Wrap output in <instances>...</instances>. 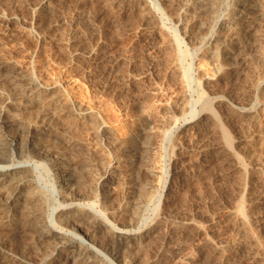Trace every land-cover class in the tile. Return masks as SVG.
Here are the masks:
<instances>
[{"label": "rangeland", "instance_id": "obj_1", "mask_svg": "<svg viewBox=\"0 0 264 264\" xmlns=\"http://www.w3.org/2000/svg\"><path fill=\"white\" fill-rule=\"evenodd\" d=\"M52 1L55 5L51 10H46L41 4L42 0H0V17L2 16L0 18V60L3 64L15 61V65L18 66L30 62L34 76L40 83L42 80L43 84L48 79L49 82L53 78L60 79L63 86L68 85V89L71 87L75 102L91 104L103 114H101L103 121L110 125L111 131L106 136H111L102 138L84 121H82L83 126L81 121L73 124L66 114L55 112L57 109L54 106L50 107L54 111L51 110L46 104L41 103V99H38L41 100L40 103L37 102L38 100L33 101L34 106H32L15 89L10 87L9 90L10 84L4 80L3 82L0 75V90L4 93L0 98V105L5 106V115L9 119L13 118L16 123L19 120L35 122L30 123L37 127L35 143L39 144L42 153L40 158H37L36 164H32L34 169L30 173L45 196L48 195L46 196L47 212L50 214L53 208L61 203V198L56 195V191L67 182L62 171L67 169L64 172H69L70 169L74 171V168L75 170L83 168L84 173L80 172L83 173V182H86L87 188L84 195L80 197L81 205L88 206L90 202L94 203L95 207L101 209L113 224L122 223V226H119L124 227L125 223V230L131 233L150 229L154 231L139 244H132L128 252L126 251L125 255L122 254L123 257L121 255L122 258L117 259L118 264H136L137 262L138 264L143 262V264H155V262L156 264H264V89L260 92L257 90V84L260 81L264 82V0H247L249 3L246 2L245 8L242 6L239 8L236 0H201L192 7L185 5L189 0ZM208 2H211V7ZM42 12L45 14H40ZM237 14L238 17H236ZM153 18L155 19L152 21ZM156 19L158 24H155ZM233 24L235 27L232 26ZM236 24L239 29L241 27L240 30L237 29ZM234 31L242 34L236 35L237 32ZM217 34H221L223 42L222 37ZM211 41H213V47ZM212 50L213 52L219 50V56H214ZM221 52L230 54L231 57ZM221 57L226 58L221 59ZM242 57L244 59H241ZM13 64L14 62L10 65ZM201 69L207 73L209 71V74L216 72L212 74L213 83L202 82ZM24 70L25 68L22 70L25 73ZM180 74L186 75V84L179 81ZM202 92L205 93L203 99ZM213 101L218 124L216 121L209 120L201 128L181 129L186 119L200 114L204 107L206 111L207 105L209 106ZM235 108L240 111L237 109L235 112ZM29 109L34 112L30 110L32 114L29 112L27 115ZM245 109L256 111L258 109L261 120L258 118L259 122H257L249 115L245 116L241 113V110ZM25 114L29 116L30 121ZM251 120L255 123H251ZM39 122L41 124H37ZM65 122L70 125L67 126ZM259 123L262 124V128L258 127ZM256 125L260 129V134L263 135H257ZM46 126L47 129H45ZM36 137L39 139L37 140ZM146 143L157 146L155 151H158L153 156L157 161L154 158L153 164L156 163L158 173L152 175V178L151 175H147L144 181H147V184L143 188L139 183L141 175L136 153H139L138 148L141 149ZM226 146L232 147L230 150L243 160L239 163L235 160L236 164L232 159L231 151ZM129 149L132 151L129 152ZM76 152L80 154L79 157ZM58 153L60 155H57ZM42 155L43 159H41ZM70 155L71 158H68ZM131 156H134L133 159ZM65 158L69 162H66ZM17 160L22 161L19 158ZM126 164L128 167L124 166ZM63 165L65 167L70 165V167L62 170ZM112 165H115L114 171L110 168L113 167ZM134 166H138L137 169ZM134 174L138 177H134ZM157 175L159 177L156 179ZM71 180L68 181L75 182L77 185L76 181ZM135 181H138L137 187ZM138 185L142 186L140 189L143 192L138 191ZM134 200H137V204ZM240 208L243 217L239 219L236 211ZM0 213V218L5 215L4 220H6L8 215L6 213L9 212ZM18 213L21 215V210L13 214L11 212L8 215L9 219L7 217L9 220L7 222H11L8 227L15 226L16 229H13L17 230L15 234L11 233L10 229L0 228V242L2 241L3 244L2 247L0 246V264L2 261L3 264L8 263L9 254L24 259L27 257L26 260L30 262L72 264L71 260L67 261L65 258L53 262V257L48 252L42 258L45 255L42 253L49 248L48 245L38 244L37 247L31 245L34 242L32 237L29 238V235L25 237L20 225L14 223L21 217ZM12 219L13 221H10ZM2 235L8 237L4 238ZM18 235L19 238L15 239ZM12 238L13 240H10ZM23 244L25 245L22 246ZM43 246L46 247L43 248ZM137 246L142 251H139ZM135 251L138 253L137 256ZM28 252L40 255L31 257ZM152 254L155 258L150 257ZM144 258L145 260L148 258V261L145 262Z\"/></svg>", "mask_w": 264, "mask_h": 264}, {"label": "bare ground", "instance_id": "obj_2", "mask_svg": "<svg viewBox=\"0 0 264 264\" xmlns=\"http://www.w3.org/2000/svg\"><path fill=\"white\" fill-rule=\"evenodd\" d=\"M121 1V0H120ZM204 1V0H203ZM209 1V0H208ZM214 1V0H213ZM237 1V5H238V7L240 8L241 6H242V8H245L246 7V2H247V0H236ZM249 1V0H248ZM56 2H57V0H56ZM119 2V1H118ZM122 2V1H121ZM121 2H120V4H121ZM140 2V1H139ZM198 2H201V0H189L185 5H187V7H192V5L194 6L195 5V3H198ZM207 2V1H206ZM59 3V2H58ZM110 3V2H109ZM113 3V2H112ZM128 3V2H127ZM136 3V2H135ZM208 3H210V7H211V2H208ZM208 3H207V8H208ZM212 3H214V2H212ZM247 3H249V2H247ZM42 5H43V7L46 9V10H51V8L55 5V2L53 3V1L52 0H42V3H41ZM57 4V3H56ZM124 4V3H123ZM201 4V3H200ZM206 4V3H205ZM204 4V5H205ZM41 5V6H42ZM59 5V4H58ZM117 5H119V4H117ZM130 5V4H129ZM144 5V4H143ZM146 5H149V4H146ZM202 5V4H201ZM249 5V4H248ZM37 6V5H36ZM41 6H39V7H41ZM111 6H112V4H111ZM127 6V5H126ZM145 6V5H144ZM206 6V5H205ZM122 7V6H121ZM149 7V6H148ZM201 7V6H200ZM237 7V8H238ZM43 8V9H44ZM124 8V7H123ZM147 8V7H146ZM203 8H204V6H203ZM238 8V9H239ZM249 8V7H248ZM55 9V8H54ZM53 9V10H54ZM141 9V8H140ZM152 9V8H151ZM187 8H185V10H186ZM234 9H235V7H234ZM52 10V11H53ZM190 10V9H189ZM193 10V9H192ZM191 10V11H192ZM246 10V9H245ZM248 10V9H247ZM36 11H37V9H36ZM55 11V10H54ZM129 11V10H128ZM147 11H151V10H148L147 9ZM147 11H146V13H147ZM187 11V10H186ZM232 11H233V9H232ZM235 11H236V9H235ZM41 12V11H40ZM78 12V11H77ZM130 12H131V10H130ZM142 12V11H141ZM234 12V11H233ZM44 12H42V13H40V14H43ZM47 13V12H46ZM52 13V12H51ZM150 13V12H149ZM187 13V12H186ZM190 13V12H189ZM237 13V12H236ZM39 14V15H40ZM45 14V13H44ZM48 14V13H47ZM233 14V13H232ZM232 14H230V15H232ZM38 15V16H39ZM77 15H78V13H77ZM82 15V14H81ZM159 15V14H158ZM241 15V14H240ZM152 16H154V14L152 15ZM156 16V15H155ZM235 16V15H234ZM243 16V15H242ZM2 17V16H1ZM0 17V18H1ZM147 17H149V16H147ZM157 18H159L158 16H156ZM236 17H238V14H237V16ZM160 18H161V16H160ZM155 18H153L152 19V21L154 20ZM231 19V18H230ZM229 20V19H228ZM235 20V19H234ZM237 20V19H236ZM239 20V19H238ZM155 21H157V23H155V24H158L159 22H158V20L156 19ZM160 21V20H159ZM230 22H231V20H229ZM233 21V20H232ZM161 22V21H160ZM236 22V21H235ZM241 22V21H240ZM222 23V22H221ZM225 23V22H224ZM236 23H238V22H236ZM147 24V23H146ZM146 24H144V25H146ZM149 24V23H148ZM187 24V23H186ZM235 24V23H234ZM232 25V26H234L235 27V25ZM244 24V23H243ZM189 25V24H188ZM205 25V24H204ZM203 25V26H204ZM159 26V25H158ZM186 26V25H185ZM190 26V25H189ZM226 26V25H225ZM231 26V27H232ZM244 26V25H243ZM155 27V26H154ZM224 27V26H223ZM223 27H221L222 29H223ZM236 27H237V24H236ZM158 28V27H157ZM163 28V27H162ZM218 28V27H217ZM220 28V27H219ZM227 30H228V28H226ZM225 28H224V30H226ZM237 29H239V27H237ZM237 29H235V30H237ZM240 29H241V27H240ZM239 29V30H240ZM242 29H243V27H242ZM185 30V29H184ZM215 30H217V29H215ZM221 30V29H220ZM223 30V31H224ZM244 30V29H243ZM189 31H191L190 30V28H189ZM188 31V32H189ZM223 31H221V32H223ZM230 32L232 31L231 29L229 30ZM156 32V31H155ZM219 32V31H218ZM225 32H228V31H225ZM224 32V33H225ZM234 32H237V31H234ZM157 33V32H156ZM156 33L154 34V35H156ZM160 33H161V31H160ZM191 33H192V31H191ZM238 33H239V35H241L240 34V32L238 31L237 33H236V35H238ZM244 33V32H243ZM246 33V32H245ZM162 34V33H161ZM161 34H159V35H161ZM190 34V33H189ZM194 34V33H193ZM192 34V35H193ZM226 34V33H225ZM229 34V33H228ZM227 34V35H228ZM232 34V33H231ZM247 34V33H246ZM191 35V34H190ZM215 35H216V33H215ZM220 36H221V34H219ZM218 34H217V36H219ZM230 35V34H229ZM235 35V34H234ZM233 35V36H234ZM244 35V34H243ZM242 35V36H243ZM198 36V35H197ZM216 36V37H217ZM231 37H232V35H230ZM203 37V36H202ZM216 37H213V38H216ZM222 37V36H221ZM220 37V38H221ZM227 37V36H226ZM236 37V36H235ZM234 37V38H235ZM238 37V36H237ZM245 36H243V38H244ZM229 39H230V37H228ZM246 38V37H245ZM163 39V38H162ZM219 39V38H218ZM226 39V38H225ZM237 39V38H236ZM239 39H240V36H239ZM166 40V39H165ZM190 40V39H189ZM242 40V39H241ZM241 40H240V42H241ZM170 41V40H169ZM224 41V39H223V37H222V42ZM229 41H231V40H229ZM233 41V40H232ZM238 41V40H237ZM244 41H245V39H244ZM164 42V41H163ZM180 42V41H179ZM212 42L213 41H211V45H212V47H213V44H212ZM219 42H220V40H219ZM222 42H220V43H222ZM225 42H226V40H225ZM240 42H239V44H240ZM215 43H217V41H215ZM218 44V43H217ZM226 44V43H225ZM224 44V45H225ZM171 45V44H170ZM210 45V44H209ZM210 45V46H211ZM219 45V44H218ZM218 45H216V46H218ZM238 45V44H237ZM241 46H242V42H241V44H240ZM231 46H233V45H231ZM211 47V49H213ZM235 47V46H234ZM214 48H215V46H214ZM228 48V47H227ZM226 48V49H227ZM172 49H174V48H172ZM209 49V48H208ZM207 49V50H208ZM216 49V48H215ZM214 49V50H215ZM223 49H225V47L223 48ZM169 50H171V49H169ZM206 50V49H205ZM204 50V51H205ZM90 51V50H89ZM175 51V50H174ZM219 51V50H218ZM218 51H214L213 52V50H212V54L214 55V56H219V52ZM225 51V50H224ZM82 52V51H81ZM209 52V51H208ZM231 52V51H230ZM172 53V52H171ZM174 53V52H173ZM226 53V52H225ZM227 53H229L228 51H227ZM221 54H224L223 52H221ZM206 55V54H205ZM208 55H210L209 53H208ZM224 55H226V54H224ZM224 55H222V56H224ZM228 55H230V54H228ZM228 55H226V56H228ZM90 56V55H89ZM212 56V55H211ZM214 56H213V58H214ZM29 57H31V55L29 56ZM174 57V56H173ZM229 57V56H228ZM230 57H231V55H230ZM3 58V57H2ZM1 58V59H2ZM223 58H226V57H223ZM222 57H221V59H223ZM247 58V57H246ZM241 59H244V57H242ZM248 59V58H247ZM251 59V58H250ZM3 60V59H2ZM9 60V59H8ZM28 60H29V58H28ZM215 60V59H214ZM227 60V59H226ZM225 60V61H226ZM30 61V60H29ZM37 61V60H36ZM36 61H34V62H36ZM243 61V60H242ZM245 61H247L246 59H245ZM0 62H1V60H0ZM14 62V64L13 65H10L11 63H13ZM21 62V61H20ZM218 62V61H217ZM216 62V63H217ZM8 63H10V62H8ZM10 64H7V62H5L4 64H3V62H1L0 63V73H2V74H0V75H2L1 77H2V81L4 80L5 82H8L9 84H10V86H9V90L11 89V88H13V90L15 89V91H17V92H19L20 94H22L23 95V97H25L26 99H27V101L29 102V104H31L32 105V103H33V101H35V100H38V99H41L40 101H41V103L43 102L44 104H46L47 106H48V108H50V107H52L53 108V106L57 109V111H55V112H61V113H64V114H66L70 119L69 120H72L73 121V124H75L74 122H78V121H81V123H82V121H84V122H86L91 128H92V130H93V132L95 131V132H97V133H99V135H101L102 136V138L105 136V137H107L106 135H108L107 133L110 131V125L108 124H106V122H104L103 121V116H101V114L102 113H99V111L97 110V108H95V107H93L91 104H83V102H81L80 104L79 103H77V102H75L74 100L75 99H73V97H72V92L73 91H71V87L68 89V85H66V86H63L61 83H60V81L59 80H57V79H55V78H53L52 79V81L51 82H49V79H48V81H46V83H42V80H41V83L36 79V77L34 76V74H33V72H32V69H31V67H30V62H24L25 64L23 65L24 66V68H25V70L24 71H26L25 73L22 71L24 68H23V66L21 65V66H18V65H15V61H12ZM22 63V62H21ZM39 63V62H38ZM34 64V63H33ZM178 64H179V62H178ZM218 64V63H217ZM244 64V63H243ZM10 65V66H9ZM34 65H37V64H34ZM40 65V64H39ZM219 65V64H218ZM233 65V64H232ZM179 66V65H178ZM245 66V65H244ZM38 67H40V66H38ZM173 67H174V65H173ZM177 68V67H176ZM199 68V67H198ZM197 68V69H198ZM202 68V67H201ZM39 69V68H38ZM21 70V71H20ZM37 70V69H36ZM202 70V72H200L201 74V80H202V82L203 83H209L210 84V82H212L213 80H214V76L212 75V74H215V73H211V74H209V71H208V73L207 72H205V70H203V69H201ZM224 71H225V69H223ZM230 70V69H229ZM199 71H200V69H199ZM221 73H223V71H221ZM226 73V72H225ZM236 73V72H235ZM184 74H185V72H184ZM181 75L180 76V80L179 81H182V83H184V84H186V82L185 81H187V80H185L186 78V75ZM38 75V74H37ZM231 75V74H230ZM220 76V75H219ZM0 77V78H1ZM37 77H39V76H37ZM219 78V77H218ZM217 78V79H218ZM216 79V78H215ZM3 81V82H4ZM72 81V80H71ZM47 82H49V83H47ZM7 83V84H8ZM213 83V82H212ZM4 84V83H3ZM6 84V85H7ZM63 84H65L64 82H63ZM206 85V84H205ZM7 87H8V85H7ZM11 87V88H10ZM264 87V82L263 81H260L258 84H257V90L260 92V91H263V88ZM187 90V89H186ZM12 93H14L13 91H11ZM2 91L0 90V98L2 97ZM4 94V93H3ZM17 95H19V94H17ZM21 95V96H22ZM45 95H46V97H45ZM207 95V94H206ZM44 96V98H42ZM41 97V98H40ZM201 97H202V99L203 98H205V93L204 92H202L201 93ZM186 98V97H185ZM184 98V99H185ZM4 99V98H3ZM1 100V99H0ZM25 100V99H24ZM40 101L38 100L37 102L38 103H40ZM185 101H187V100H185ZM9 102H11V101H9ZM24 102V101H23ZM36 102V103H37ZM220 102V101H219ZM13 103V102H12ZM42 103V104H43ZM186 103V102H185ZM213 103H214V101L211 103V104H209V106L207 105V107H206V111H205V107L202 109V112L200 113V114H197L196 116H192L191 118L189 117L188 119H186V121L184 122V123H182V125H181V129H189L190 130V128H201V126L203 125V124H205L206 122H208L209 120L211 121V122H215L216 121V123L217 122H219V120H218V118H217V113L214 111V107H213ZM10 104V103H9ZM25 104V103H24ZM28 104V103H27ZM26 104V105H27ZM42 104H41V106H42ZM6 105H7V103H6ZM21 105V104H20ZM39 105V104H38ZM186 105V104H185ZM16 106V105H15ZM25 106V105H24ZM32 106H34V104L32 105ZM32 106H30V107H32ZM216 106V105H215ZM261 106V105H260ZM9 107V106H8ZM19 107V106H18ZM22 107V106H21ZM43 107V106H42ZM219 107V106H218ZM234 107V106H233ZM238 107V106H237ZM262 107V106H261ZM34 108V107H33ZM33 108H31V109H33ZM43 108H45V107H43ZM52 108H50L51 110H53ZM54 108V109H55ZM169 108V107H168ZM26 109V108H25ZM31 109H29V111H27L28 113H27V115H29V112H30V110ZM38 109H40V108H38ZM219 109V108H218ZM236 109V108H235ZM238 109V108H237ZM237 109L235 110V112L237 111ZM259 109H261V108H259ZM263 109V108H262ZM41 110H42V108H41ZM44 110V109H43ZM24 111V110H23ZM31 111H33L34 112V110H31ZM45 111H46V109H45ZM54 111V110H53ZM238 111H240L239 109H238ZM260 111H262V110H260ZM5 112H6V108H5V106L4 105H0V131H1V134H0V212H9V213H11L12 212V214L14 213V212H18L19 210H21V217H20V219H17V221H15L14 223H15V225L16 224H18V226L20 227V229L22 230V232H24V234H25V237H27L26 235H29V238H31L32 237V241L34 240V242H33V244H31L32 246H38V244H46V245H48L47 247H49L48 248V250H44L45 252L44 253H42L44 256L42 257V258H44L46 255H47V252L48 253H50V255L53 257V262L54 261H56V260H61L62 258H65L67 261L68 260H71V262H72V264H118L116 261H117V259H119L120 257H121V255L123 254V255H125L124 253L128 250V249H130V246H132V244H139L143 239H145V238H147V237H149V235L151 236V234H152V232H154L153 231V229H150V230H147V231H144V232H133V233H131V232H129L128 230H125V223L123 224L124 225V227H121L122 226V223L121 224H119V225H121V226H119V225H117V224H113L110 220H109V218H108V216L101 210V209H97L96 207H95V205H94V203H91L90 201V205H88L87 203V205L88 206H86V205H81L82 203L80 202L81 201V198L80 197H82L83 195H84V191H85V189L87 188L86 187V182L84 183L83 182V168H81V169H77L76 168V170H75V168H74V166L72 165V163H71V165L73 166V168H74V171H73V169L71 170L70 169V171L69 172H64V171H66V170H63V168H66V167H70V165L69 166H66L65 167V165H63L61 168H62V172H63V175H64V177H65V180L67 181H65L64 183V185H61L59 188H57V191H56V195H58L60 198H61V203H59L60 205L59 206H57V207H55V208H53V210H52V212L49 214L48 212H47V208H46V196H48V195H46L45 196V194H44V192L42 191V189H41V187L36 183V181L34 182V176L32 175V173H30V171H32V169H34L33 167H32V164H36V160H37V158H40V155H41V153H42V151H41V148L35 143V135H36V129H37V127H35L34 126V124H32V123H35V122H32V121H30V118H29V116H27L26 114V116L29 118V121L30 122H32V123H28L27 121H22V120H17V118H16V121H18L17 123L15 122V120L13 119V118H11V119H9L6 115H5ZM40 112V111H39ZM46 112H48V110L46 111ZM45 112V113H46ZM54 112V113H55ZM31 113V112H30ZM50 113V112H49ZM241 113H243V114H245V116L246 115H249L251 118H253V119H255V120H257V122H259L258 120V118H260V113H259V110L257 109V111L256 110H241ZM241 113H239V114H241ZM15 114V113H14ZM24 114V113H23ZM22 114V115H23ZM32 114V113H31ZM30 114V115H31ZM36 114V113H35ZM48 114V113H47ZM63 114V115H64ZM38 115V114H37ZM40 115V114H39ZM44 115H46V114H44ZM50 115V114H49ZM52 115H54V114H52ZM62 115V114H61ZM60 115V116H61ZM103 115V114H102ZM262 115V114H261ZM8 116H10V115H8ZM12 116H14L13 114H12ZM12 116H10V117H12ZM16 116H18V115H16ZM32 116H34V114L32 115ZM58 116H59V114H58ZM244 116V115H243ZM243 116H241V117H243ZM22 117V116H21ZM23 117H25V116H23ZM38 117V116H37ZM49 117V116H48ZM263 117V116H262ZM19 118H20V115H19ZM55 118V117H54ZM65 118V117H64ZM246 118V117H245ZM23 119V118H22ZM33 119V118H32ZM39 119V118H38ZM51 119H52V117H51ZM105 119V118H104ZM247 119V118H246ZM249 119V118H248ZM42 120V119H41ZM50 120V119H49ZM53 120V119H52ZM55 120V119H54ZM67 120V119H66ZM172 120V119H171ZM224 120V119H223ZM260 120H261V118H260ZM37 121V120H36ZM43 121V120H42ZM58 121V120H57ZM62 121V120H61ZM249 121V120H248ZM46 122V121H45ZM47 123H49V122H47ZM60 123V122H59ZM66 123V122H65ZM251 123H255V121L253 120V122H252V120H251ZM37 124H41L40 122L39 123H37ZM209 124V123H208ZM211 124V123H210ZM218 124V123H217ZM51 125V124H50ZM60 125V124H59ZM66 125L68 126V125H70V124H67L66 123ZM85 125V124H84ZM257 125H259L258 127H260L261 126V128H262V124L261 123H259V124H257ZM257 125H256V127H257ZM38 126V125H37ZM42 126H43V122H42ZM49 126V125H48ZM71 126H72V124H71ZM76 126H77V124H76ZM80 126V124L78 125V127ZM82 126H83V123H82ZM208 126V125H207ZM212 126H213V124H212ZM219 126V125H218ZM41 127V126H40ZM53 127V126H52ZM88 127V126H87ZM209 127V126H208ZM255 127V126H254ZM255 127V128H256ZM257 127V128H258ZM50 128V127H49ZM48 128V129H49ZM64 128H66V127H64ZM89 128V127H88ZM87 128V129H88ZM254 128V129H255ZM257 128L255 129L256 130V132L258 131V134L257 135H263L262 133L260 134V129L259 130H257ZM45 129H47V126H46V128ZM57 130V129H56ZM89 130V129H88ZM162 130V129H161ZM186 130V131H187ZM254 130V131H255ZM64 131V130H63ZM69 131V130H68ZM68 131H66V132H68ZM74 131V130H73ZM72 131V132H73ZM79 131V130H78ZM198 131V130H197ZM38 132H40V131H38ZM61 132V131H60ZM88 132V131H87ZM90 132V131H89ZM111 132V131H110ZM183 132V131H182ZM263 132V131H262ZM61 133H63V132H61ZM64 133H65V131H64ZM69 133V132H68ZM163 133V132H162ZM70 134V133H69ZM75 134V133H74ZM110 134V133H109ZM158 134V133H157ZM190 134V133H189ZM41 135H42V133H41ZM94 135H95V133H94ZM148 135V134H147ZM187 135V134H186ZM38 136V135H37ZM62 136H64V135H62ZM68 136H70V135H68ZM109 136H111V135H109ZM107 137V138H110V137ZM39 137H40V135H39ZM256 137V136H255ZM41 138V137H40ZM146 138V137H145ZM150 138H151V136H150ZM186 138H188V137H186ZM252 138H254V137H252ZM251 138V139H252ZM257 138V137H256ZM256 138H254V139H256ZM36 139H37V137H36ZM39 139V138H38ZM37 139V140H38ZM80 139V138H79ZM78 139V140H79ZM101 139V138H100ZM160 139V138H159ZM190 139V138H189ZM249 139V138H248ZM75 140V139H74ZM77 140V139H76ZM77 140V141H78ZM103 140V139H102ZM105 140V139H104ZM110 140V139H109ZM145 140V139H144ZM149 140V139H148ZM79 141H81V140H79ZM107 141V140H106ZM147 141V140H146ZM145 141V142H146ZM247 141V140H246ZM254 141H257V140H254ZM39 142V141H38ZM103 142V141H102ZM101 142V143H102ZM108 142V141H107ZM260 142V141H259ZM81 143V142H80ZM144 143V142H143ZM151 143V142H150ZM148 144V143H146V144H144V146L141 148V149H139L137 146H135V147H137L138 148V150H140L139 151V153H136V158L138 159V166H139V172H140V175H139V173H138V175L141 177H139L140 178V182L139 183H141L142 184V186H143V188L145 187V184H147L146 182H144L145 181V178L147 177V175H151V178L153 177L152 175H156L158 172H157V166L155 165V164H153L154 163V161L153 160H155L156 159V157H153L154 156V154H155V152L156 151H158V150H156L155 151V149L157 148V146H155V145H153V144ZM235 143H236V141H235ZM250 143V142H249ZM248 143V144H249ZM258 143V142H257ZM264 143V142H263ZM40 144H42V143H40ZM73 144H74V142H73ZM77 144V143H76ZM107 144V143H106ZM106 144H104L105 146H106ZM156 144H158V143H156ZM221 144V143H220ZM254 144V143H253ZM260 144H262V143H260ZM71 145H72V143H71ZM100 145V144H99ZM102 145V144H101ZM130 145V144H129ZM133 145V144H132ZM141 145V144H140ZM218 145V144H217ZM228 145H230L231 146V144L230 143H228ZM234 145H236V144H234ZM250 145H252V144H250ZM42 146V145H41ZM76 146V145H75ZM85 146V145H84ZM104 146V149L106 148ZM215 146V145H214ZM254 146V145H253ZM258 146V145H257ZM127 148H128V145L126 146ZM42 148H43V150H44V147L42 146ZM80 148H82V147H80ZM79 148V149H80ZM86 148V147H85ZM84 148V149H85ZM131 148V147H130ZM202 148V147H201ZM226 148H228L229 149V151H231L232 150V147L230 148V147H228V146H226ZM103 149V148H102ZM132 149V148H131ZM217 149V148H216ZM231 149V150H230ZM74 150V149H73ZM76 150V149H75ZM74 150V151H75ZM87 150V149H86ZM125 150H126V148H125ZM227 150V149H226ZM48 151V150H47ZM83 151H85V150H83ZM130 151H132V150H130L129 149V152ZM137 151V150H136ZM225 151V150H224ZM69 152V151H68ZM79 153H80V150L78 151ZM107 152V151H106ZM205 152V151H204ZM209 152V151H208ZM226 152H228V151H226ZM65 153V152H64ZM77 153V152H76ZM86 153V152H85ZM104 153V152H103ZM158 153V152H157ZM231 153V155H232V159L234 160V162H235V160H236V162L237 163H239L241 160H243L242 158L240 159L239 158V156H237V155H235L234 154V152L233 151H231L230 152ZM230 153H228V154H230ZM78 154V153H77ZM82 154V153H81ZM105 154V153H104ZM128 154V153H127ZM126 154V155H127ZM224 154V153H223ZM238 154V153H237ZM43 155H45V154H43ZM43 155L41 156V159H43L44 157H43ZM57 155H60V153H58ZM66 155V154H65ZM72 155V154H71ZM71 155H70V157L68 156V158H71ZM76 155V154H75ZM83 155H87V154H84L83 153ZM133 155V154H132ZM253 155V154H252ZM72 156H74V155H72ZM78 157L80 156V154H78L77 155ZM107 156V155H106ZM119 156V155H118ZM118 156H116V157H118ZM227 156V155H226ZM43 157V158H42ZM63 157H65V156H63ZM76 156H74V158H75ZM91 157V156H90ZM120 157V156H119ZM128 157V156H127ZM132 157V156H131ZM134 157V156H133ZM133 157L131 158V159H133ZM210 157V156H209ZM229 157V156H228ZM228 157H227V159H228ZM17 158H19V159H22V161H18L17 160ZM54 158V157H53ZM56 158V157H55ZM67 158V159H68ZM77 158V157H76ZM80 158H82V157H80ZM120 158H122V157H120ZM124 158V157H123ZM125 158H126V156H125ZM155 158V159H154ZM52 159V158H51ZM58 159H60V158H58ZM63 159V158H62ZM62 159H61V162H62ZM73 159V158H72ZM83 159V158H82ZM85 159V158H84ZM116 159V158H115ZM119 159V158H118ZM219 159V158H218ZM223 159V158H222ZM65 160H66V158H65ZM64 160V161H65ZM74 160V159H73ZM88 160H90V159H88ZM120 160V159H119ZM124 160V159H123ZM230 160V159H229ZM69 162V160H66V162ZM77 161H79V160H77ZM84 161V160H83ZM86 161V160H85ZM155 161H157V159L155 160ZM39 162V161H38ZM52 162V161H51ZM55 162H56V160H55ZM55 162H54V164H55ZM58 162V161H57ZM80 162V161H79ZM82 162V161H81ZM88 162V161H87ZM86 162V163H87ZM130 162V161H129ZM134 162V161H133ZM132 162V163H133ZM233 162V163H234ZM235 162V163H236ZM244 161H242V163H243ZM22 163H24V164H22ZM65 163V162H64ZM73 163H74V161H73ZM76 163V162H75ZM89 163V162H88ZM128 163V162H127ZM158 163V162H157ZM229 163H230V161H229ZM236 163V164H237ZM245 163V162H244ZM53 164V165H54ZM66 164H68V163H66ZM78 164V163H77ZM80 164H82V163H80ZM112 164V163H111ZM125 164V163H124ZM134 164V163H133ZM211 164V163H210ZM56 165H57V163H56ZM56 165H55V167H56ZM60 165V164H59ZM84 165V164H83ZM116 165V164H115ZM115 165H112L113 167H110L112 170H113V168H115L114 166ZM128 164H126V165H124V166H127ZM235 165V164H234ZM71 166V167H72ZM77 166V165H76ZM119 166V165H118ZM121 166V165H120ZM123 166V165H122ZM129 166H130V164H129ZM136 166V165H135ZM134 166V167H135ZM137 166V167H138ZM78 167H79V165H78ZM81 167H82V165H81ZM86 167V166H85ZM84 167V168H85ZM107 167V166H106ZM128 167V166H127ZM137 167H135L136 169H137ZM245 167V166H244ZM57 168V167H56ZM60 168V167H59ZM117 168V167H116ZM158 168H160V167H158ZM247 168V167H246ZM58 169V168H57ZM87 169V168H86ZM89 169V168H88ZM115 170V169H114ZM113 170V171H114ZM242 170H244V169H242ZM58 172H59V170H57ZM61 171V170H60ZM80 171H82V172H80ZM85 171V170H84ZM90 171V170H89ZM88 171V172H89ZM158 171H159V169H158ZM33 172H34V170H33ZM61 172V173H62ZM91 173V172H90ZM111 173H112V171H111ZM136 174H137V171H136ZM59 175V174H58ZM62 175V174H61ZM116 175V174H115ZM159 175V174H158ZM156 176V179H157V177H159V176ZM88 176H89V173H88ZM92 176V175H91ZM90 177V176H89ZM89 177H85V178H89ZM134 177H138V176H136L135 174H134ZM61 178V177H60ZM59 178V179H60ZM63 178V177H62ZM84 178V179H85ZM93 178H94V176H93ZM194 178V177H193ZM64 179V178H63ZM71 179H73V181H76V184L77 185H75V182L73 183V182H69ZM150 179V178H149ZM62 180V179H61ZM69 180V181H68ZM93 180H95V179H93ZM136 180V179H135ZM138 180V179H137ZM152 180V179H151ZM72 181V180H71ZM86 181V180H85ZM87 181H88V179H87ZM99 180H97V182H98ZM139 181V180H138ZM137 181V182H138ZM162 181V180H161ZM91 182V181H90ZM96 182V181H95ZM104 182V181H103ZM102 182V183H103ZM136 182V181H135ZM137 182H136V187H137ZM152 181H150V183H151ZM154 182H156V181H154ZM197 182V181H196ZM60 183H62L63 184V182H60ZM59 183V184H60ZM157 183V182H156ZM92 184H94L93 182H92ZM96 184V183H95ZM94 184V185H95ZM99 184V183H98ZM101 184V183H100ZM140 184V185H141ZM158 184V183H157ZM157 184H155L154 183V185H157ZM194 184V183H193ZM93 185V186H94ZM97 185V184H96ZM151 185V184H150ZM197 185H198V183H197ZM58 186V185H57ZM101 186V185H100ZM99 186V187H100ZM142 186H140V187H142ZM147 186H149V185H147ZM94 187H96V186H94ZM140 187H139V185H138V191L140 192ZM152 187V186H151ZM184 187V186H183ZM107 188V187H106ZM142 188V189H143ZM186 188H188V187H186ZM89 189V188H88ZM91 189V188H90ZM93 189V188H92ZM103 189H105V188H103ZM148 189V188H147ZM152 189H154L153 187H152ZM152 189H148V190H151L152 191ZM156 189V188H155ZM96 190H97V188H96ZM100 190V189H99ZM89 191H91V190H89ZM88 191V192H89ZM94 191V190H93ZM146 191V190H145ZM181 191V190H180ZM92 192V191H91ZM101 193H102V190L100 191ZM106 192V191H105ZM104 192V193H105ZM141 192H143V190H141ZM148 192V191H147ZM95 194H97L96 192H94ZM93 193V194H94ZM138 193V192H137ZM148 193H150V192H148ZM87 195H88V193H86ZM90 194V193H89ZM93 194H92V196H93ZM151 194V193H150ZM182 194H184V193H182ZM110 195V194H109ZM142 195H143V198H144V194L142 193ZM142 195H141V197H142ZM152 195V194H151ZM86 196V195H85ZM91 196V197H92ZM98 196V195H97ZM167 196V195H166ZM165 196V197H166ZM87 197H90V196H87ZM87 197H85V198H87ZM94 197H96V196H94ZM107 197V196H106ZM147 197H149V196H147ZM108 198V197H107ZM152 198V197H151ZM171 198V197H170ZM51 199V198H50ZM49 199V200H50ZM83 199V198H82ZM89 199V198H88ZM91 199H93V198H91ZM102 199H103V197H102ZM166 199V198H165ZM178 199V198H177ZM147 200V199H146ZM86 201V200H85ZM105 201V200H104ZM134 201H136V203L135 204H137V200H134ZM177 201V200H176ZM176 201H175V203H176ZM49 203H50V201H49ZM81 203V204H80ZM141 203H142V200H141ZM167 203V202H166ZM165 203V204H166ZM174 203V204H175ZM180 203V202H179ZM58 204V203H57ZM101 204V203H100ZM103 204H104V202H103ZM103 204H102V206H103ZM107 203L105 202V205H106ZM170 204V203H169ZM240 204H242V203H240ZM50 205V204H49ZM49 205H48V207H49ZM143 205V204H142ZM164 205V204H163ZM167 206H170V205H168V204H166ZM101 206V207H102ZM137 206V205H136ZM175 206V205H174ZM244 206V205H243ZM139 207V206H138ZM163 207V206H162ZM102 208H104V206L102 207ZM179 208V207H178ZM105 209H106V206H105ZM169 209V208H168ZM167 209V210H168ZM172 209V208H171ZM107 210V209H106ZM135 210V209H134ZM164 210H165V208H164ZM170 211V210H169ZM50 212V211H49ZM135 212V211H134ZM167 212V211H166ZM9 213H6V214H8L9 215ZM107 213V212H106ZM109 213V212H108ZM138 212H137V209H136V214H137ZM233 213V212H232ZM1 214V213H0ZM135 214V213H134ZM162 214V213H161ZM234 214V213H233ZM236 214H237V216L239 217V219H240V217H243L242 215H243V212H242V209L240 208L238 211H236ZM8 215H7V217H8ZM110 215V214H109ZM128 215V214H127ZM167 215H168V213H167ZM170 215V214H169ZM133 216V215H132ZM131 216V217H132ZM2 217H3V215H2ZM2 217L0 218V228L1 229H4V228H7V229H10V231H11V233H13V234H15V232L17 231V230H14L13 228H15V226L14 227H12V226H10V227H12V228H9L8 226L9 225H11V222L10 223H8L7 221H9L8 219H9V217H8V219H7V217H6V220H4L5 218V215H4V217H3V219H2ZM16 217V216H15ZM110 217H111V215H110ZM112 217H114V216H112ZM127 217V216H126ZM134 217H136V215L134 216ZM12 218V217H11ZM14 218V217H13ZM161 218V217H160ZM164 218V217H163ZM16 219V218H15ZM129 219H131V218H129ZM132 219H136V218H132ZM159 219V218H158ZM115 220V219H114ZM117 220V219H116ZM122 220V219H121ZM120 220V221H121ZM164 220H167V219H164ZM245 220V219H244ZM10 221H13V219L12 220H10ZM130 221V220H129ZM133 221V220H132ZM123 222H125V220L123 221ZM132 223V222H131ZM154 223V222H153ZM188 223V222H187ZM191 223V222H190ZM247 223V222H246ZM186 224V223H185ZM192 224V223H191ZM127 226H128V224H127ZM182 226V225H181ZM190 226V225H189ZM192 226V225H191ZM159 227V226H158ZM194 227V226H193ZM127 228V227H126ZM185 228V227H184ZM16 229V228H15ZM201 229H203V228H201ZM200 229V230H201ZM197 230V229H196ZM4 231V230H3ZM2 231V232H3ZM9 232V231H8ZM19 232V231H18ZM0 233H1V231H0ZM80 233H82V234H80ZM3 234V233H2ZM4 234H9V233H4ZM9 235H11V234H9ZM20 236H21V234H19ZM19 235H18V237L17 238H15V239H18L19 238ZM3 236V235H2ZM1 236V237H2ZM14 236V235H13ZM17 236V235H16ZM31 236V237H30ZM4 238L6 237H8V236H3ZM23 237V236H22ZM24 237V238H25ZM14 238V237H13ZM13 238L12 239H10V240H13ZM151 238V237H150ZM23 239V238H22ZM152 239V238H151ZM3 240V239H2ZM19 240H21V239H19ZM26 240V239H25ZM27 240H29V239H27ZM147 240H149V239H147ZM4 241H5V239H4ZM15 241V240H14ZM17 241V240H16ZM30 241V240H29ZM31 241V242H32ZM2 242V241H1ZM0 242V243H1ZM8 242V241H7ZM13 241H11V243H12ZM26 242V241H25ZM8 243H10V242H8ZM18 243H19V241H18ZM21 243H22V241H21ZM20 243V244H21ZM24 243V242H23ZM27 243H28V241H27ZM27 243H26V245H27ZM2 244V243H1ZM143 244V243H142ZM146 244V243H145ZM11 245H13V244H11ZM25 244H23L22 246H24ZM1 247L3 246V244L2 245H0ZM144 246V245H143ZM12 247V246H11ZM30 247V246H29ZM46 247V246H45ZM44 246H43V248H45ZM138 247V246H137ZM161 247V246H160ZM18 248V247H17ZM23 248V247H22ZM32 248V247H31ZM40 248V247H39ZM136 248V247H135ZM141 248H142V246H141ZM166 248H167V246H166ZM7 249H8V246H7ZM30 249V248H29ZM36 249H38V248H36ZM138 249H140V247H138ZM159 249V248H158ZM165 249V248H164ZM22 250V249H21ZM30 250H32V249H30ZM35 250V249H34ZM33 250V251H34ZM131 250H133V248H131ZM131 250H129V251H131ZM169 250V249H168ZM8 251V250H7ZM13 251V250H12ZM32 251V252H33ZM36 251V250H35ZM35 251L33 252V253H35ZM39 251H41V250H39ZM138 251V250H137ZM139 251H142L141 249L139 250ZM157 250L155 249V252H156ZM8 252H10V251H8ZM42 252H43V250H42ZM128 252V251H127ZM136 252V251H135ZM134 252V253H135ZM2 253V252H1ZM29 254L31 253V252H28ZM37 253V252H36ZM39 253V252H38ZM154 253V252H153ZM14 254H16V253H14ZM22 254V253H21ZM21 254H20V256H21ZM129 254V253H128ZM128 254H126V255H128ZM137 252H136V256H137ZM142 254H144V253H142ZM23 255H25V254H23ZM31 255V257H32V255H34V254H30ZM40 255V254H39ZM38 255V256H39ZM123 255H122V257H123ZM139 255H140V253H139ZM158 255H159V253H158ZM3 256V255H2ZM9 257H8V263L7 264H50V262L49 263H42V261H40V262H35V261H28V260H26V259H28L27 257H26V259H24V258H22V257H18V256H15V255H13V254H9L8 255ZM26 256H28V255H26ZM35 256H37V254L36 255H34V257ZM37 256V257H38ZM128 256H130V254L128 255ZM134 256V255H133ZM144 256V255H143ZM145 256H146V254H145ZM151 256H153V254L152 255H150V257ZM155 257H156V253H155V255H154ZM151 257V258H155V257ZM1 257V256H0ZM7 257V256H6ZM28 257H30V256H28ZM41 257V256H40ZM49 257V256H48ZM51 257V258H52ZM121 257V258H122ZM125 257V256H124ZM163 257H165V256H163ZM55 258V259H54ZM134 258V257H133ZM132 258V259H133ZM142 258V257H141ZM4 259V258H3ZM2 259V260H3ZM33 259V258H32ZM35 259V258H34ZM38 259H40V258H38ZM38 259H37V261H38ZM116 259V260H115ZM123 259H125V258H123ZM122 259V260H123ZM148 259V258H147ZM145 260V258H144V260H145V262L146 261H148V260ZM30 260V259H29ZM47 260V259H46ZM160 260V259H159ZM58 261V262H59ZM65 261V260H64ZM124 261V260H123ZM127 261H128V259H127ZM135 261V260H134ZM152 261V260H151ZM154 261V260H153ZM157 261V260H156ZM162 261V260H161ZM6 262H7V260H6ZM5 262V263H6ZM119 262H121L120 260H119ZM130 262H131V259H130ZM140 262H142L141 260H140ZM65 263V262H64ZM63 263V264H64ZM122 263V262H121ZM124 263V262H123ZM126 263V262H125ZM144 263V262H143ZM143 263H140V264H143ZM2 264H3V261H2ZM130 264V263H129ZM135 264V263H134ZM136 264H138V262L136 263ZM150 264V263H149ZM152 264V263H151ZM155 264H156V262H155Z\"/></svg>", "mask_w": 264, "mask_h": 264}]
</instances>
